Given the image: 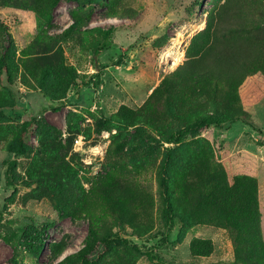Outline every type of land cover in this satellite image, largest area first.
I'll list each match as a JSON object with an SVG mask.
<instances>
[{
	"label": "rangeland",
	"instance_id": "374dc122",
	"mask_svg": "<svg viewBox=\"0 0 264 264\" xmlns=\"http://www.w3.org/2000/svg\"><path fill=\"white\" fill-rule=\"evenodd\" d=\"M226 1L0 0V56L11 73L10 82L0 74V264H56L82 246L88 223L100 235L126 237L152 255L124 246L98 264H264L261 71L246 76L238 87L244 122L203 129L181 144L171 172L173 197L184 220L176 218L168 230L161 218L158 166L171 145L166 128L189 120L194 111H188L197 102L190 103L182 119H173L166 98L154 90L187 59L195 36ZM237 3L246 9V17L241 13L245 27L257 26L252 35L263 41L264 0ZM73 21L78 27L64 36ZM94 47H101V54L94 56ZM136 116L147 122H134ZM33 117L44 119L47 130L33 134L27 153L8 152L22 121ZM121 117L125 122L116 121ZM106 120L97 131L98 121ZM138 126L146 134L143 139L134 134ZM78 135L86 145L101 142L102 156L84 163L85 154L73 147ZM190 157L195 164L185 166ZM11 159L17 165L9 183ZM180 170L192 185L221 182L222 177L231 185L236 175L255 178L257 231H247L240 218L238 228L223 224L226 220L206 203L209 189L200 209L191 211L190 200L180 198ZM192 191L188 197L198 200ZM47 221L48 239L35 257L19 245L20 236L29 224ZM195 239L206 242L200 244L203 248L193 246Z\"/></svg>",
	"mask_w": 264,
	"mask_h": 264
},
{
	"label": "trees",
	"instance_id": "16d2710c",
	"mask_svg": "<svg viewBox=\"0 0 264 264\" xmlns=\"http://www.w3.org/2000/svg\"><path fill=\"white\" fill-rule=\"evenodd\" d=\"M241 13L246 17V9L243 8L242 11L237 0H227L220 5L217 12L210 16L205 31L193 39L187 59L154 90V94L159 93L166 98V108L173 119H182L185 111L190 107V103L197 102L198 104L188 111V113L194 111L189 120L185 119L179 127L166 128L165 140L171 145L166 146L162 152L158 166V185L162 199L161 218L168 230L171 229L176 218L182 222L184 220L178 213L180 204L177 206L173 197L172 177L174 176L171 172V165L177 163L175 161L178 157L177 150L188 136H195L203 129L238 120L244 122L247 114L240 104L238 87L246 76L257 71L264 74V40H259L252 35V32H256L257 26H252V29L245 27L241 20L244 16ZM77 27V22L73 21L63 31V35L69 36ZM101 51V47H94V56L101 54ZM2 73L10 82V69L3 55L0 56V74ZM9 92L12 99L14 97L13 101L16 100L13 93L10 90ZM45 93L52 96L48 91ZM1 107L0 115L2 114ZM116 121L125 122L123 117ZM133 121L147 122L142 116L133 117ZM42 122H45L42 118L24 119L17 133L7 144L8 152L14 155H22L30 151L33 134L40 129L47 130ZM106 122L109 121H98L97 131L106 127ZM47 133L49 136V132ZM134 134L138 135L140 139L146 136L140 126L136 127ZM150 138L157 142L156 138ZM200 142L204 147L207 145V149L211 152V147L207 142L201 140ZM141 146L146 147L143 145V141ZM202 150L199 152L200 157L203 156ZM194 160L193 157H190L185 160L184 165H194L195 163L192 162ZM178 163L182 164V161ZM16 165V159L8 161L6 177L9 183H12L11 176ZM185 172V170H180V174L183 176L181 185L184 192L180 198L183 201L185 198L190 200L191 204L188 206L191 207V211L195 213V210L200 209L203 204L202 196L209 189V198H206V203L211 205L216 216L219 217L218 219L223 217L226 220L223 224H228L231 229L238 228L240 224L238 218H240L243 222L245 220L247 231H257L259 214L255 178L247 175H236L231 185L223 177L221 182H215L211 179L203 184L194 181L195 184L192 185L186 181L188 176L185 175ZM190 191H192V195L198 197V200L195 201L188 197ZM178 202L180 203V199ZM242 213H244L243 216ZM50 226L51 222L48 221L39 225L29 224L22 231L19 245L33 256L39 257L48 239ZM240 238L239 235L238 239ZM201 243L203 246L206 242L195 239L193 246L202 247ZM124 246L152 257L149 252H145L138 245L132 244L128 238L110 233L100 235L96 227L92 223H88V231L82 246L78 250L66 254L56 264H98L105 254ZM209 249H211L210 246Z\"/></svg>",
	"mask_w": 264,
	"mask_h": 264
},
{
	"label": "built area",
	"instance_id": "2783aa9c",
	"mask_svg": "<svg viewBox=\"0 0 264 264\" xmlns=\"http://www.w3.org/2000/svg\"><path fill=\"white\" fill-rule=\"evenodd\" d=\"M85 142L83 137L78 135L74 138L73 147L75 150H79L82 154H85V158H83L84 163L91 164L94 159L102 156L104 148L101 142L92 145H86ZM86 153H88V155H86Z\"/></svg>",
	"mask_w": 264,
	"mask_h": 264
},
{
	"label": "bare ground",
	"instance_id": "6f19581e",
	"mask_svg": "<svg viewBox=\"0 0 264 264\" xmlns=\"http://www.w3.org/2000/svg\"><path fill=\"white\" fill-rule=\"evenodd\" d=\"M178 41H179V40H178ZM179 51H180V50H179ZM177 52H178V51H177ZM178 53H179V52H178ZM179 55H180V56H182V54H181V53H180ZM178 60H180V58H179V59L177 58V61H178ZM175 61H176V60H175Z\"/></svg>",
	"mask_w": 264,
	"mask_h": 264
}]
</instances>
